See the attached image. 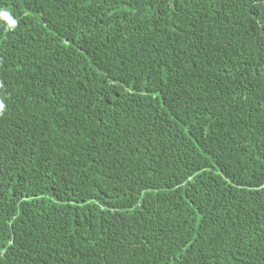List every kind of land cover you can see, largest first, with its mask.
Segmentation results:
<instances>
[{
	"label": "trees",
	"instance_id": "obj_1",
	"mask_svg": "<svg viewBox=\"0 0 264 264\" xmlns=\"http://www.w3.org/2000/svg\"><path fill=\"white\" fill-rule=\"evenodd\" d=\"M0 10V264H264V0Z\"/></svg>",
	"mask_w": 264,
	"mask_h": 264
},
{
	"label": "clouds",
	"instance_id": "obj_2",
	"mask_svg": "<svg viewBox=\"0 0 264 264\" xmlns=\"http://www.w3.org/2000/svg\"><path fill=\"white\" fill-rule=\"evenodd\" d=\"M0 20L6 22L9 30L14 29L17 26V21L12 18V16L8 11L0 10ZM5 111H6L5 104L2 101H0V116H3Z\"/></svg>",
	"mask_w": 264,
	"mask_h": 264
}]
</instances>
